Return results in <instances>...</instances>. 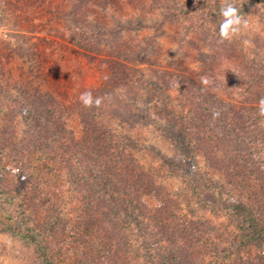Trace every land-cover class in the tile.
<instances>
[{"label": "rangeland", "instance_id": "374dc122", "mask_svg": "<svg viewBox=\"0 0 264 264\" xmlns=\"http://www.w3.org/2000/svg\"><path fill=\"white\" fill-rule=\"evenodd\" d=\"M226 2L247 21L230 40L220 37ZM173 8L184 15L167 19ZM96 22L106 38L85 39L81 28ZM260 74L264 0H0V264H38L32 235L49 238L64 264H152L146 233L164 238V231L141 203H169L194 218L192 246L200 251L190 255L198 264H264V242L244 243L247 225L234 203L256 208L249 187L264 190V150L247 155L252 175L237 186L227 166L239 155L210 135L223 100L240 111L264 94ZM254 79L258 96L249 97L245 86ZM86 90L101 98L99 107L81 103ZM88 122L94 135L102 128L127 144L113 172L148 174L156 183L150 192L132 197L109 185L105 194L112 173L98 179L83 163L95 152ZM170 125L186 133L187 146L166 131ZM219 131L229 138L230 128ZM20 148L40 190L24 206L14 187ZM120 196L128 211L117 205Z\"/></svg>", "mask_w": 264, "mask_h": 264}, {"label": "trees", "instance_id": "16d2710c", "mask_svg": "<svg viewBox=\"0 0 264 264\" xmlns=\"http://www.w3.org/2000/svg\"><path fill=\"white\" fill-rule=\"evenodd\" d=\"M79 8L76 7V10L74 12L75 16L79 14ZM185 11L183 9L177 10V8L174 10V8L169 12V17L167 19H176L183 16ZM94 25L91 26H85L81 28V35L85 39L89 40H96L101 41L104 38H106V32L104 30V26L101 23L96 22ZM77 28V26L75 27ZM80 30L79 28L76 29V31ZM108 45V44H106ZM128 70V66L125 64L123 65V68L121 69L122 73H126ZM260 77H264V74H260ZM117 78H119V75H117ZM255 80H252L251 84L245 86L246 90L249 91V97L252 95H257L256 90L258 86L255 84ZM264 80V79H263ZM259 81V84H262V81ZM220 83L218 84V86ZM221 87V86H219ZM251 89H255L254 92H252ZM248 97V95H247ZM261 98H264V94L262 96H258V99L255 101L254 104L251 105L250 108H246L243 110H236L234 107L233 99L230 101L223 100L219 105H224V109H221L219 111V114L217 116V120L215 122L216 126H213L210 131L211 139L214 140V138L217 139L215 142H225V147H229L230 149V156L235 154V159H237V155H239V160H234L235 162H232L235 165H232L231 163L228 164V171L230 175V181L232 183H237L236 185H240V180H243V184L249 181L252 171H250V167L248 165H243L244 162H246L244 159H247V155L249 158V155L251 154V150L258 147L259 145L264 150V116L259 114V101ZM253 98H247L245 101H249ZM248 104V103H245ZM104 105H107V103H104ZM19 106L22 107V109H26L27 107L23 105L22 103L19 104ZM109 108V107H104ZM216 108V107H215ZM229 112L227 113L226 110ZM185 112V110L183 111ZM226 114H225V113ZM195 117V115H193ZM93 117V116H92ZM91 117V118H92ZM219 117V119H218ZM219 127H222L224 129L230 128V136L226 139L225 136L228 135V132H225L226 135L222 136L221 132L219 131ZM88 129L90 133L88 134V141L91 144V150H94L95 152L93 154H88L86 157H84L83 163L89 164L90 170L92 173L96 174V177L99 179L103 176L102 174H108L112 176L106 177L107 183L104 184L105 194L111 195L109 193L108 188L110 186L112 187H118L120 189H125L127 193L134 197L136 194V197H139L140 192L144 191H151L153 187L156 185L154 181L152 180L151 176L149 177L146 173L139 174L140 178H143V182H141L139 177L132 176L131 174H125L120 173L119 171L113 172V169H118V165L121 162L122 158V152L126 149V145L124 147L122 146V143L118 140L116 136L109 133L108 131L100 128H96L98 130V134H93L95 131V125L92 122H88ZM166 131H172L177 136V139L175 140L176 143L179 145H182L181 148L187 146L188 141L186 140V133L183 130H177L176 126L170 125V128H166ZM247 131L249 132L250 136L252 137L251 140H248L246 137H243L246 135ZM94 135V136H93ZM216 135V137H215ZM204 138L202 134L198 135L199 138ZM239 138L240 141L245 144V146L248 149H242V146L236 144L234 139ZM206 139V138H205ZM258 141H256V140ZM209 140V139H208ZM223 140V141H221ZM238 140V139H237ZM1 141V139H0ZM77 143V141H74ZM73 143V142H72ZM188 148V147H187ZM226 149V153L228 152V148ZM248 150V152H247ZM3 149L0 148V155H3ZM190 148L187 149L186 154H189ZM212 155V153H210ZM246 155V156H245ZM26 151L23 148H20L19 151L14 156L13 163L16 165V172H15V188H16V196H18L20 200L21 206H24L25 202L33 197H37L40 195V190L38 188V183L34 179V176L29 172L28 169V160L25 158ZM93 156L94 160H90L89 158ZM1 157V156H0ZM89 159V163L87 161ZM193 166L197 164L196 160H192ZM3 162L0 163V181H2L3 177V168L4 165L1 166ZM188 173L193 174L194 170L191 168ZM115 171V170H114ZM130 171V170H129ZM254 171L257 172L255 169ZM260 173L264 176V170L261 169ZM93 174V175H94ZM99 174V176L97 175ZM260 174V175H261ZM243 176V177H241ZM112 177V178H111ZM150 178V179H149ZM238 178V182L236 180ZM249 183V182H248ZM110 185V186H109ZM252 192H254V202L256 203V208L251 206V204H248L245 200H238L235 203L236 212L240 215H243L244 221L247 225L246 228V235L244 236V243H256V242H264V190L260 189L257 191H254V187H249ZM38 193V195H37ZM158 197L161 195L159 192H156ZM114 197V195H112ZM115 199V198H114ZM140 199V198H139ZM162 201L166 200L163 197L161 198ZM110 201V200H109ZM116 203L120 207H124L123 209L128 211L127 206V200L122 198H116ZM140 203V201H139ZM168 205V206H167ZM176 209V208H175ZM140 210L147 218L146 216H150V223L153 222V220H156L158 222V225L162 228L164 231V238L163 236H159L151 230L150 227H145L151 234L149 235L146 233V238L144 240V247H150V249H147V251L150 253V257L152 258L153 262L152 264H198L199 262H196L197 258H193L190 255L191 250H194L195 252L200 251V247H196L195 245L192 246V236H193V228L195 226L194 218H190L186 215V212L184 210H179V212L176 214L175 210L173 211L169 203H165L163 207L159 208H147L143 203H141ZM163 213V214H162ZM162 214V216H161ZM177 215V217H176ZM8 220H10L8 218ZM179 225L177 228L176 226ZM194 225V226H193ZM156 227V226H155ZM13 229L12 227L8 226L7 230ZM196 230L194 229V232ZM27 234V233H25ZM38 237V239H37ZM40 236H34L32 235V241L36 247V252L38 255V264H64L61 261V258L59 257V254L56 250H54V247H52V242L49 238L46 237H40ZM149 237L150 239H148ZM193 247V248H192ZM230 257V252H229ZM204 262L202 261L201 264Z\"/></svg>", "mask_w": 264, "mask_h": 264}, {"label": "clouds", "instance_id": "9594fccd", "mask_svg": "<svg viewBox=\"0 0 264 264\" xmlns=\"http://www.w3.org/2000/svg\"><path fill=\"white\" fill-rule=\"evenodd\" d=\"M221 15L224 17L220 25L221 39L230 40L233 35L240 31L241 24L247 25V21L243 20L242 16L239 14V9L232 3L226 2L225 6L221 9ZM79 99L85 107H99L102 103L101 98H94L90 90L81 93ZM259 114L264 116V98H261L259 101ZM215 116H218V113H214V117Z\"/></svg>", "mask_w": 264, "mask_h": 264}]
</instances>
